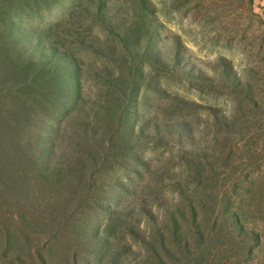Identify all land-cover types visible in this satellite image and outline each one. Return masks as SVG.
I'll list each match as a JSON object with an SVG mask.
<instances>
[{
  "label": "rangeland",
  "instance_id": "obj_1",
  "mask_svg": "<svg viewBox=\"0 0 264 264\" xmlns=\"http://www.w3.org/2000/svg\"><path fill=\"white\" fill-rule=\"evenodd\" d=\"M0 264H264V0H0Z\"/></svg>",
  "mask_w": 264,
  "mask_h": 264
}]
</instances>
